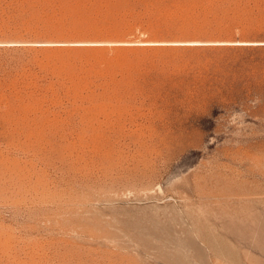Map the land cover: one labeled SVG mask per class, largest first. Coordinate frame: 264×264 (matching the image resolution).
Segmentation results:
<instances>
[{"label":"rangeland","instance_id":"1","mask_svg":"<svg viewBox=\"0 0 264 264\" xmlns=\"http://www.w3.org/2000/svg\"><path fill=\"white\" fill-rule=\"evenodd\" d=\"M0 264H264V0H0Z\"/></svg>","mask_w":264,"mask_h":264}]
</instances>
